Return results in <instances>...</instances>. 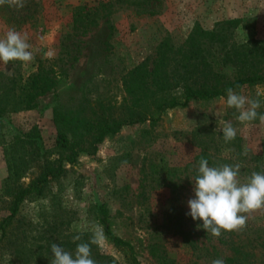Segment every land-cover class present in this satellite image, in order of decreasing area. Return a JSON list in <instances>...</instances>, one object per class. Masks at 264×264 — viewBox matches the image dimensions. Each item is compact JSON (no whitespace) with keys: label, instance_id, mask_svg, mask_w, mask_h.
Here are the masks:
<instances>
[{"label":"rangeland","instance_id":"rangeland-1","mask_svg":"<svg viewBox=\"0 0 264 264\" xmlns=\"http://www.w3.org/2000/svg\"><path fill=\"white\" fill-rule=\"evenodd\" d=\"M226 19L238 20L231 29L235 42L264 38V0H26L19 10L0 6V39L15 29L27 37L34 57L27 63L0 64V70L19 83L39 60H47L55 80L29 108L8 113L1 129L0 264H51L52 243L75 258L76 245L83 242L90 243L96 264H188L190 250L166 221L169 189L158 183L155 170L160 165L182 166L200 142L218 140L226 122L236 129L243 149L262 148L264 122L258 118L239 122V112L226 105L227 93L191 100L165 109L155 122L123 125L107 134L93 154L80 152L73 164L64 163L60 176L47 180L39 193L25 196L5 220L15 185L7 182L3 143L15 131L36 126L42 148L51 150L54 117L65 116L67 124L75 127L95 118L101 112L99 104L115 117L122 114L124 104L137 108L139 91L130 90L132 68L144 62L149 69L160 41L176 45L195 24L210 29ZM234 91L259 99L257 111L264 114V83ZM82 130L79 126L74 132ZM36 173L29 164L17 183L26 185ZM192 198L184 192L180 206L185 227L196 231V220L186 214ZM263 215L264 207L250 212L252 218ZM102 218L113 234L130 244L131 253L105 237ZM77 235L81 239L74 243ZM209 245L219 256L229 254L215 240Z\"/></svg>","mask_w":264,"mask_h":264},{"label":"trees","instance_id":"trees-1","mask_svg":"<svg viewBox=\"0 0 264 264\" xmlns=\"http://www.w3.org/2000/svg\"><path fill=\"white\" fill-rule=\"evenodd\" d=\"M237 23V19L221 20L210 29L195 24L185 39L176 45L166 39L160 41L156 45L151 67L148 69L146 63L141 62L130 71L134 77L130 90L139 91L138 107L132 109L124 104L122 114L115 117L99 104L101 112L95 118L88 119L83 125L78 122V126L73 125L74 128L67 124L65 116L54 117L56 135L51 150L42 148L36 126L26 131H15L3 143L7 182L15 185L10 192L8 214L3 219L15 214L25 196L39 193L47 180L60 176L65 169L64 163L73 164L80 152L93 154L104 136L116 133L123 125L155 122L165 109L185 106L191 100L224 96L229 87L237 90L242 86L264 83V38L235 42L231 29ZM261 62L262 66H257ZM52 73V63L47 60H39L35 70L19 83L0 70V137L8 113L29 108L37 96L54 86ZM175 89L179 90L177 94L172 93ZM146 101L151 108L147 107ZM79 126L83 130L76 135L74 129ZM67 132L73 137L69 138ZM222 134L218 140L200 142L198 151L182 166L160 165L155 170L158 183L167 187L170 193L166 221L171 223L173 233L190 250L188 264H199L200 261L212 264L217 258H222L225 264H264V218H252L247 213L243 229L232 232L222 230L219 237L207 233L202 227V220L195 221L198 226L196 231L185 227L180 198L184 192L194 197L193 178L198 174L201 158L207 159L212 167L239 164L240 183H246L253 172L264 173V145L258 151H250L242 148L237 136L225 143ZM31 163L37 170L36 175L26 185L17 183ZM100 222L105 237L115 246L127 247L131 253L130 244L112 233L108 221L102 218ZM199 237L204 240L199 241ZM211 240L224 246L229 254L217 255L215 247L209 245ZM132 261L135 259L132 258Z\"/></svg>","mask_w":264,"mask_h":264},{"label":"clouds","instance_id":"clouds-1","mask_svg":"<svg viewBox=\"0 0 264 264\" xmlns=\"http://www.w3.org/2000/svg\"><path fill=\"white\" fill-rule=\"evenodd\" d=\"M25 3L26 0H0V6L7 4L18 10L24 8ZM30 47L26 36L15 29L8 30L5 37L0 39V64L6 66L15 60L25 63L32 61L34 57ZM226 92V105L239 112L236 117L239 122H251L257 118L264 122V114L257 111L261 107L259 99L237 94L231 87ZM221 129L225 143L236 138L237 132L231 123L226 122ZM239 172V164L212 167L207 159L201 158L199 161L198 174L193 178L194 198L189 199L190 211L186 214L193 220H202V227L215 237H219L222 230L232 232L243 229L247 221L245 214L264 207V173L253 172L246 183H240ZM80 239L79 235L74 236L73 242ZM91 242L95 243V238ZM51 252L54 254L51 264H96L91 258L88 242L76 245L75 258L71 252L55 243L51 244ZM212 264L225 262L217 258Z\"/></svg>","mask_w":264,"mask_h":264}]
</instances>
